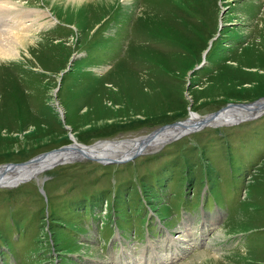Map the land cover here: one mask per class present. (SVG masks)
<instances>
[{"label":"rangeland","instance_id":"374dc122","mask_svg":"<svg viewBox=\"0 0 264 264\" xmlns=\"http://www.w3.org/2000/svg\"><path fill=\"white\" fill-rule=\"evenodd\" d=\"M0 1V21L21 17L39 37L18 46L17 62L0 64V164L71 138L128 140L264 96V0L85 1L66 10L71 0H7V9ZM179 222L201 239L172 264L199 252L213 255L206 264H264V111L125 162L73 159L0 185V264H118L127 261L118 249L106 254L116 229L127 262L155 264L172 251L162 245L167 233L154 244L158 229Z\"/></svg>","mask_w":264,"mask_h":264},{"label":"bare ground","instance_id":"6f19581e","mask_svg":"<svg viewBox=\"0 0 264 264\" xmlns=\"http://www.w3.org/2000/svg\"><path fill=\"white\" fill-rule=\"evenodd\" d=\"M49 1L52 2L51 4H54V3H57L59 0H49ZM85 1H91V2L99 1L102 3V2H106V1L108 2L109 0H71L72 4H70V3L67 4L65 6V10L67 8H70L71 5H72L71 8L80 6V5H82V3L84 4ZM126 1H128V0H126ZM4 3L6 6H4V5L3 6L5 9H7L8 8L7 3H9V2L7 0H2V4H4ZM61 6H62V4H61ZM50 8L52 9V6ZM32 11H35L34 15H36V16L42 15V14H38V13H42L40 10L32 9ZM47 13L48 12L44 11L43 15H46ZM13 18H15V17L12 16L9 19H6L5 22L0 21V26H1L0 27V64L5 63L7 61H9V62L13 61V60L16 61L17 59L20 58V51L18 49V46L23 45L24 43L28 42L29 40H35V39L39 38L33 34H26L27 30L30 27H33V26H31L33 23L32 24L26 23V25L24 26L23 21L21 20L22 19L21 17L16 18V20ZM30 19H32V18H30ZM19 30H22V31L18 32ZM15 61H13V62H15ZM260 100L261 101L257 102V104L252 103V105H250L247 108L243 107L240 104L224 107L219 112H217L215 115H211L210 117H212V118L209 120V122H210V124H214V125H223V124H227L229 122H235V121H237V119H240L241 117L248 115L250 113V111H256L257 109H259L258 105H260L261 103H263L261 105V106H263L264 105V98L260 99ZM203 116H200L194 112H191L187 118L182 120L184 125H181L180 123H176L173 125H166L162 129L152 133L150 138H147L145 135H142L139 137L129 138L128 140L125 139V140H121V141H117V142H114L115 140H110L108 142L97 141L95 144L93 143L91 145L79 146L78 149H72L71 147H70V149H68L69 148L68 147V148H64L61 151H56V152L52 151V152L46 154L44 157L40 158L38 161L29 162L26 165H19V166L16 165L14 167H9V168H7L6 166H0V182H3L4 184L12 183L24 175L31 176L29 179H33V178L37 177L41 172L46 170L45 169L46 164L51 163L52 161H54L56 159H64V162H68L70 160H73L75 158L74 156L77 154H79V155H106L107 157H122V156L128 155L131 151L136 150L138 147L141 148L140 153H142V154L148 153V152L150 153V152L155 151L160 146L161 142L165 138H167V137H169V136H171V135H173L179 131H182L183 128L186 126L185 124H188L189 122H195V121L199 120L200 118H202ZM110 151H112L113 153L110 154ZM115 151H117V152H115ZM182 225H184V227ZM182 225L181 226L184 229L182 230V228H180L179 229L180 232L178 231L179 234L177 236H171L170 234H167L166 237L163 238V240L167 239L168 241L171 242L170 247H172V251L169 253L163 254L162 255L163 257H161V256L158 257L160 264H166V263L172 264L177 259L180 248L183 249V248L188 247V246H194L196 241H198L199 237H196V239H193V238H195V236L193 238H191L190 228H189L188 223H183ZM197 233H198V231H197ZM115 238L117 239V237H115ZM121 238L125 239L122 236H121ZM165 241H163L162 245L165 244ZM119 242H120V240H119ZM126 244L128 245V243H126ZM115 247L116 248H113L114 249L113 251H116L117 249H119V246L117 245V243H116ZM122 248H123L122 251L126 250V247L122 246ZM130 248L132 250L134 249V247L132 248V246H130ZM113 251H112V253H113ZM106 253H107L108 258L112 259L113 254L111 256L110 252H106ZM163 258H165L166 260H164ZM213 260H214L213 255H211L209 253H205V252H199L197 254H194L193 257H191V259L188 260V262H186L184 264H206V263H208V261H213ZM139 261L133 260V262H135L136 264H142ZM122 262H126V263H122ZM133 262L129 263L127 261L120 259V260H117V262H115V263H118V264H135ZM148 263H150V261ZM110 264H114V263L110 262Z\"/></svg>","mask_w":264,"mask_h":264},{"label":"water","instance_id":"95a60500","mask_svg":"<svg viewBox=\"0 0 264 264\" xmlns=\"http://www.w3.org/2000/svg\"><path fill=\"white\" fill-rule=\"evenodd\" d=\"M264 96L262 97H259L257 99H254L252 101H249V102H228L227 104L221 106L219 109L215 110V111H212L211 113H208L206 115H204L202 118H200L199 120L195 121V122H189L188 124H185L186 126L183 128L182 131H179L167 138H165L161 144L167 142V141H170V140H173L175 138H178L180 137L181 135L185 134V133H188L190 131H194V130H198L206 125H210V122L209 120L212 118L210 117L211 115H215L217 112H219L222 108L224 107H228V106H233V105H242L243 107H249L250 105H252V103H256L261 101L260 99H263ZM263 103H261L259 106V109H257L256 111H250V113L244 117H241L240 119H237V121L235 122H230V123H227V124H233V123H236V122H239L241 120H244V119H249V118H253L257 115H259L260 113H262L264 111V105L261 106ZM191 113V112H190ZM210 114V115H209ZM176 123H180L181 125H184V123L182 122L181 119H178V120H175V121H172L171 123H167V124H163V125H160L156 128H154L153 130H151L150 132H148L145 136L147 138H150L152 133L162 129L163 127H165L166 125H173V124H176ZM71 142L70 143H67V144H63L61 146H58L56 148H52L50 150H47V151H43V152H39L37 153L36 155L26 159V160H23V161H19V162H5V163H1L0 166H6L7 168L9 167H14L16 165H26L28 164L29 162H34V161H38L40 158L44 157L46 154L52 152V151H61L63 150L64 148H68L70 149V147L72 149H78L79 146H84L86 145L85 143H82V142H78L76 141L75 138H71ZM107 139V138H105ZM110 139V138H109ZM99 140H103V139H97L95 140L93 143L95 144L97 141ZM110 140H114V139H110ZM161 144H160V147H161ZM141 152V148L138 147L136 150H133L131 151L128 155H125V156H122V157H107L106 155H75L74 159H80V158H89V159H94L98 162H101V163H120V162H125V161H128L130 159H132L133 157H135L137 154H140ZM61 162H64V159H56L54 161H52L51 163H48L45 165V169L57 164V163H61ZM31 176H27V175H24L22 176L21 178H19L18 180L12 182V183H7V184H4L3 182H0V185H3V186H13V185H16L20 182H23V181H26L30 178Z\"/></svg>","mask_w":264,"mask_h":264}]
</instances>
